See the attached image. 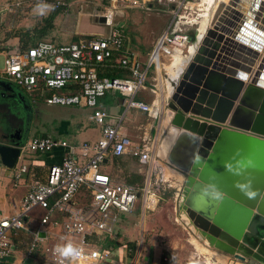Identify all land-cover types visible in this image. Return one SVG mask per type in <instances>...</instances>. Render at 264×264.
I'll return each instance as SVG.
<instances>
[{"label": "built area", "instance_id": "obj_1", "mask_svg": "<svg viewBox=\"0 0 264 264\" xmlns=\"http://www.w3.org/2000/svg\"><path fill=\"white\" fill-rule=\"evenodd\" d=\"M148 1L169 7L171 16L142 62L135 55L123 52V35L115 26L114 17L118 4L124 6L128 2L132 7L147 8ZM205 1L114 0L97 15L104 17L102 24L109 28L106 34L95 33L68 43L39 40L22 51L16 46L5 55L0 77L24 91L41 92L47 104L91 108L88 119L100 128V135L96 140L79 144L52 136H32L26 140L19 158L25 151L42 153L57 147L65 148L67 153L59 164L50 165L44 180L35 178L28 183L14 214L0 215V264H11L8 259L12 252L11 232L27 229L26 218L34 209L43 213L28 254L38 250L45 261L57 264L55 247L71 242L80 249L76 264H98L108 253L96 247L92 236L112 234L120 213L132 212L138 201L143 211L157 207L162 189L171 184V179L164 176L165 168L157 154L158 137L133 140L124 132V122L130 110H150L149 103L135 96L147 88L150 76L153 85L149 89L160 98L157 107L160 116L165 95L163 64L171 59L175 48H190L189 33L174 25L193 24L205 13L207 16L217 0H211L207 8L203 5ZM21 4V0L7 1L2 9L16 12ZM114 67L123 69L125 74L102 75L105 68ZM109 91L121 95V110L114 116L99 102ZM124 153L145 166V180L140 188L112 180L101 170L108 156ZM28 169L26 164L16 167L14 179H20ZM38 231L44 236H39Z\"/></svg>", "mask_w": 264, "mask_h": 264}, {"label": "water", "instance_id": "obj_2", "mask_svg": "<svg viewBox=\"0 0 264 264\" xmlns=\"http://www.w3.org/2000/svg\"><path fill=\"white\" fill-rule=\"evenodd\" d=\"M215 4L178 75L168 77L152 130L157 128L162 166L176 175L175 207L185 208L224 264H264V39L232 35L243 10L247 21H260L255 25L264 37V0ZM96 20L103 23L104 17ZM0 84L12 100L15 91L22 93L9 82ZM26 134L16 130L15 139H0V162L7 168L15 167Z\"/></svg>", "mask_w": 264, "mask_h": 264}, {"label": "crops", "instance_id": "obj_3", "mask_svg": "<svg viewBox=\"0 0 264 264\" xmlns=\"http://www.w3.org/2000/svg\"><path fill=\"white\" fill-rule=\"evenodd\" d=\"M224 1L225 3L229 2V0ZM215 5L216 4L214 3L207 16L199 19L201 21L206 18L205 28L208 26L207 23L211 16V13L213 12V9L215 8ZM134 8L139 9L143 12L145 11V25H143V19H139L137 17L138 13L128 12L130 16L127 15V17L124 18L121 23H115V26H117V28L123 35V52L127 54H133L140 61L144 62L146 61L147 55L150 52L155 40L167 26V22L169 21V19L167 21L166 17L170 18L171 16L170 8L157 5L153 1H148L147 8ZM241 11V16H239L238 19H236L233 23L232 35L235 34L234 32H238L241 39L246 38L250 42L256 41V39L258 38V40H260L261 38L264 39V37H262L260 34L261 30L258 26L255 25V22L256 24H259L260 21H247L245 19L246 13L243 10ZM82 15L84 14L78 15L79 17L76 24L77 29L74 32L78 36L81 35V38H86L88 35L95 33L106 34L108 32L107 31L105 33L104 30L100 28V26H92V28L86 26L81 27L80 18L82 17ZM57 18L59 20L60 17L56 16L55 19ZM159 20L164 23L162 27V23L159 24ZM199 20H197V22L193 24L176 23L174 25L176 28L181 27L182 30L189 33L191 39L188 47L190 48L193 47V42L196 36H198L199 34ZM92 21L94 22V20ZM248 22L251 23H249L250 27L246 26ZM252 22H254L253 25ZM189 25L190 28L186 30L185 26ZM135 32H139V34L136 35ZM245 32H249L251 34L248 35L245 34ZM234 40L236 42L240 41L239 39L235 38ZM173 52L174 53L172 54V59L165 65V67H167V69L173 73H170L169 71H167V69L165 71V84L163 87L165 91H167L168 77H172V75L176 74V71H179L181 67H183L182 59L183 56L187 53V48H175ZM0 80L14 84L7 78L0 77ZM152 85L153 80L150 76L146 85L147 88L140 90L135 95L137 99H141L146 103H149L151 105L150 110L147 112H143L140 110H130L127 113L123 130L132 139L134 138L133 132L135 131L133 130V127H136L138 129L141 128L142 135L140 139H151L153 136L154 138L155 136H158L157 128L155 130V135L153 133L154 130H152L154 126H151V123L148 122L145 124V116L150 119L155 118L154 113L157 110L156 103L157 101L158 103L160 101V98L158 96L153 97L152 99L149 98L150 93L153 94V92L149 89L152 87ZM7 94L8 93L6 91H3V87L0 84V114L6 116L2 119L4 120V122H11L12 120L16 119L18 113L14 112L16 111L15 106L14 109H11V112L7 111L10 108H6V100L10 102L12 99L11 97H6ZM101 104L103 108L105 107L104 109H106L111 116H114L121 110V95L118 92L109 91L102 97ZM10 105L12 106L11 102ZM12 110L14 111L12 112ZM9 115L10 118H7V116ZM88 128H90V130L94 131L95 133L87 132ZM1 133H3V131L0 132V138H2ZM41 134L43 133L34 134L33 136H41ZM67 134L70 136V138L68 139L64 137L65 135L67 136ZM99 135L100 128L96 125L95 127H85L84 125L82 126L80 122L76 121L72 124L70 122L68 126L64 125L62 128H58L56 130V136L52 137L64 139L71 144H79L80 142L85 140H96ZM3 142L5 141L3 140ZM66 153L67 150L62 147L54 148L49 152H30L27 161L22 162V164H26L29 169L27 172L21 174V181L19 179V181L14 179V172L16 170L17 163L15 165V168H7L0 162V170L2 171V174L6 175L7 177L12 176L10 180H5L3 178L0 179V215L14 214L19 207L20 199L27 190L28 183L35 178L44 180L46 178L50 165L59 164ZM18 161L19 160H17V162ZM101 170L107 173L112 180L121 181L137 188H140L145 180V166L128 153H124L119 156H108L101 164ZM173 176L176 175L174 174ZM11 179L12 183H10ZM173 183L174 182L171 180V184L169 186L166 185L167 187H164L162 189V192L160 193L162 200L163 196H165V194L169 191L167 189L173 187ZM175 190L178 191V188H176ZM176 191L173 193L175 194L173 196V202L177 196ZM163 208L164 205H162V208H159L157 212L150 214L149 210L143 211L142 207V210H138L135 207L132 212L120 213L118 223L112 234H96L92 236V241L96 244V247L108 253L107 257L102 260L101 264H207L206 258L209 255L206 252L197 250L195 245L191 242L190 238L188 239V242L190 243L189 245H192V249H190L191 251H189V247L186 246V243L181 242L180 240L176 243L172 241L173 235L180 236L182 234L181 230L177 229V231H174L170 229L169 220L171 218H173L174 222L178 224L182 220H185L186 225H183V228L189 234H191L192 231L193 234L197 235L199 239L195 236L194 237L203 246H209L208 248L211 251L219 254L217 252V247L213 246L212 244H208V238L202 233V229L194 224L193 219H190V216L188 215L184 207H175L174 202L173 210L171 212L168 213ZM135 211L138 212L136 213ZM42 213L43 210L38 208L32 210V212L26 218L27 229H18L11 232L12 252L8 257L11 264H50L42 258L40 251L38 250H35L30 254L27 253L28 247L33 239V232L39 229V218ZM162 226H164V228ZM39 232L42 231H38V233ZM209 257L212 260L216 259L215 256ZM72 264L76 263L72 262Z\"/></svg>", "mask_w": 264, "mask_h": 264}, {"label": "rangeland", "instance_id": "obj_4", "mask_svg": "<svg viewBox=\"0 0 264 264\" xmlns=\"http://www.w3.org/2000/svg\"><path fill=\"white\" fill-rule=\"evenodd\" d=\"M11 0H0V70L3 68V60L5 55L11 51L10 49L18 46L19 39L17 35H20L23 32H28L30 36L34 37V40H44V39H50L54 42L58 43H68L71 41L78 42L81 39V35L78 36L75 34L76 24L78 21V15H82L81 19V27H91L92 26H100L102 30L106 33L108 30V27L105 26L102 23H99L96 18L97 15L100 14L104 8L109 7L114 0H22L21 7L17 9L16 12H12L9 10H3V5ZM38 2H43L47 4H51L55 6V10L48 13L46 16H36L33 14V8ZM58 3H60L58 5ZM120 3V1H118ZM206 7V5H204ZM117 8L119 9L114 17L115 23H121L124 18L129 15L131 12H136L137 17L139 19H143V25H145V11H141L139 9H135L130 5V3H125L124 6L121 4H118ZM2 9V10H1ZM121 11V12H120ZM129 12V13H128ZM60 17L55 19V17ZM130 16V15H129ZM134 17V16H132ZM79 19V21H80ZM170 20V18H167ZM165 19V21H166ZM92 20H94V23ZM169 22V21H168ZM167 22V23H168ZM50 23V27H49ZM56 23V24H55ZM162 23L161 20H159V24ZM164 23H162L161 27ZM199 28L201 27V24H199ZM184 26V25H183ZM49 27V28H48ZM186 30L190 28L189 26H185ZM45 28L44 31H42ZM65 33V35H64ZM136 35L139 34V32H135ZM64 35V36H63ZM142 51V50H141ZM170 61H167L168 63ZM167 69V67H166ZM167 71H169L167 69ZM172 73L171 71H169ZM162 77H165V72L162 73ZM173 74V73H172ZM16 85V84H13ZM17 86V85H16ZM22 93H19L18 91L14 92V97L11 99V104L6 100V108H10L7 110L8 112H17V116L15 120H12L11 122H4L2 120L5 115L0 114V132L4 131L2 130V127L8 126L9 131L12 129H16L18 124H23L24 128L27 129L26 138L29 140L31 136L34 134H47L49 136H56V130L58 128H62L64 125L68 126L69 123L71 124L73 122H80L82 126L85 127H95V125L88 120L89 111H91V108L89 107H80L75 104L71 105H61V104H47L45 102L44 94L38 91L33 92H27L21 89ZM6 97H12L10 94V91H7ZM157 95L155 93H150L149 98L152 99L153 97H156ZM1 98V96H0ZM101 99L99 98V102L101 103ZM157 99V98H156ZM158 103V101H157ZM156 106L159 108V103ZM105 108V107H104ZM3 116V117H2ZM7 118H10V115L7 116ZM8 120V119H7ZM15 121L14 123H12ZM155 121V118H148L145 116V124L151 123V126H154L153 122ZM141 122V121H140ZM144 122V121H143ZM15 127V128H14ZM87 132H94L90 130V128L87 129ZM134 138L135 140H139L141 138V128H134ZM95 133V132H94ZM67 139L70 138V136L67 134L65 135ZM158 137V136H157ZM1 139V138H0ZM158 143V141H157ZM30 152H24L21 157L18 159L17 167L22 164V162H26L29 158ZM166 177L170 178L173 181V178H171L170 173L166 170ZM10 180L11 177H7L6 175L2 174V171L0 170V179ZM21 179V178H20ZM19 179V180H20ZM18 180V181H19ZM22 180V179H21ZM20 180V181H21ZM12 183V179L10 181ZM173 187H170L169 190L165 196H163V200L160 199L157 207L154 210H150V214L157 212L159 208H162V205H164V210L166 212H171L173 210V194L176 190L177 184L175 182L172 185ZM161 190H159V193ZM177 192V191H176ZM136 208L139 210L141 209V204L138 201L136 204ZM9 212V211H8ZM136 213L138 211H135ZM147 215V214H146ZM142 218V217H141ZM159 223V222H157ZM183 225L185 224V221L182 220L179 224L175 223L173 218L169 220V226L170 229L177 231L181 230L180 236L173 235L172 241L178 242L179 240L181 242L186 243V246L192 249V245H189L188 239L190 238L191 242L195 245L196 249L202 252H206L209 256H215V260L210 259L209 256L206 258L207 264H214V263H225V260H219L222 258H217L215 252L211 251L208 247L203 246L199 241L196 239L197 235L193 234L191 231V234H189L184 228ZM192 226V225H191ZM164 228V226H162ZM194 229V227H193ZM192 229V230H193ZM196 238H195V237ZM208 244L211 245L208 241ZM104 260V259H103ZM106 261V260H105ZM102 260L99 264H101ZM104 262V261H103Z\"/></svg>", "mask_w": 264, "mask_h": 264}, {"label": "clouds", "instance_id": "obj_5", "mask_svg": "<svg viewBox=\"0 0 264 264\" xmlns=\"http://www.w3.org/2000/svg\"><path fill=\"white\" fill-rule=\"evenodd\" d=\"M55 10V6L43 2H38L33 8V14L36 16H46L51 11ZM238 188L244 189V185L237 184ZM250 198L255 194L253 192L246 193ZM213 195H219L218 192H214ZM55 255L58 257L57 264H72L80 256V249L74 246L71 242L67 244L57 245L55 247Z\"/></svg>", "mask_w": 264, "mask_h": 264}, {"label": "trees", "instance_id": "obj_6", "mask_svg": "<svg viewBox=\"0 0 264 264\" xmlns=\"http://www.w3.org/2000/svg\"><path fill=\"white\" fill-rule=\"evenodd\" d=\"M50 23H49V27H50ZM48 27V28H49ZM44 31L45 28H42ZM18 36V46L17 48L19 50H24L26 47L36 43L37 41L34 40V37L33 36H30L28 34V32H23L21 33L20 35H17ZM107 75V76H110V77H114V76H122L125 74V71L121 68H117V67H114V68H105L103 71H102V75ZM23 90V89H22ZM41 136H49L47 134H41Z\"/></svg>", "mask_w": 264, "mask_h": 264}, {"label": "bare ground", "instance_id": "obj_7", "mask_svg": "<svg viewBox=\"0 0 264 264\" xmlns=\"http://www.w3.org/2000/svg\"><path fill=\"white\" fill-rule=\"evenodd\" d=\"M224 1V0H223ZM211 2V0H206L205 1V3L203 4V5H206V8H207V5L209 4ZM206 8H204V10L206 9ZM206 14V13H205ZM204 14V15H205ZM203 15V17H205ZM202 17V18H203ZM205 20H206V18H204L203 20H199V24H201V27H200V29H199V31H198V36H197V40H198V38L200 37V35H201V33L203 32V30L205 29ZM172 57H173V55L170 57L171 59H172ZM171 59H169V61L171 60ZM165 65H166V63L165 64H163V67H164V69H166V67H165ZM178 73H179V71H176V74H174V75H172V77H175V76H177L178 75ZM158 104V103H157ZM156 135V134H155ZM169 173H170V176H173V174L171 173V171L170 170H168V169H166ZM164 176H165V178H167L166 177V173H165V170H164ZM185 221V220H184ZM216 256H217V258H220V256L221 255H219V254H216ZM219 260H225V259H223V258H221V259H219Z\"/></svg>", "mask_w": 264, "mask_h": 264}, {"label": "flooded vegetation", "instance_id": "obj_8", "mask_svg": "<svg viewBox=\"0 0 264 264\" xmlns=\"http://www.w3.org/2000/svg\"><path fill=\"white\" fill-rule=\"evenodd\" d=\"M8 120H10V119H8ZM12 123H14V122H12ZM15 128V127H14ZM24 126H23V124H18L17 125V128L16 129H12L11 131H9V128H8V126L7 127H5V130L3 131V133H1V135H2V138L3 139H15L14 138V134H15V131L16 130H20V134H23L24 133Z\"/></svg>", "mask_w": 264, "mask_h": 264}]
</instances>
